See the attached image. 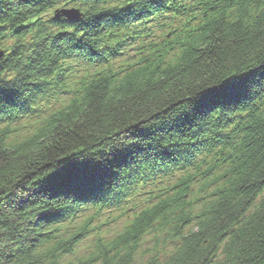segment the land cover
Instances as JSON below:
<instances>
[{
    "label": "trees",
    "instance_id": "16d2710c",
    "mask_svg": "<svg viewBox=\"0 0 264 264\" xmlns=\"http://www.w3.org/2000/svg\"><path fill=\"white\" fill-rule=\"evenodd\" d=\"M0 52V264H264V0H0Z\"/></svg>",
    "mask_w": 264,
    "mask_h": 264
},
{
    "label": "bare ground",
    "instance_id": "6f19581e",
    "mask_svg": "<svg viewBox=\"0 0 264 264\" xmlns=\"http://www.w3.org/2000/svg\"><path fill=\"white\" fill-rule=\"evenodd\" d=\"M207 2V1H206ZM208 3V2H207ZM123 4L122 3H119L118 5H116V6H122ZM160 7H163V5L161 4V3H159L158 4ZM132 6L130 5L128 8L130 9ZM184 17L186 18V19H188V15H184ZM103 19V17H100V21ZM113 19V18H112ZM90 21H92V19L90 20ZM103 21V20H102ZM92 22H97V20H93ZM181 23H182V25H183V30H185L186 31V29H187V27H186V25L184 24V21H181ZM100 27H103L104 29H109V25H102V23H98L97 25H96V29H95V31H93L92 33H93V35H94V37L97 39V37H98V34H100V31H99V29H100ZM107 32V31H106ZM106 32L105 33H103L104 35L106 34ZM191 34H196V33H191ZM190 35V34H189ZM181 36H183L182 34H181ZM67 42H68V39L66 40ZM80 42V40H78V43ZM85 43V42H84ZM84 43H80L79 45H78V47L79 48H82V47H84ZM86 44V43H85ZM86 45H88V44H86ZM89 46V45H88ZM72 51H75V48H69V49H65V50H63L62 51V54L63 55H68L69 53H71ZM51 54H53V55H55V56H57L58 54L55 52V51H51ZM0 73H3V72H1V70H0ZM3 91V90H2ZM11 95V94H10ZM10 95H8L7 94V92H5V90L3 91V92H1L0 91V98H5V99H8L9 97H10ZM167 147H170V145H168L167 143L165 144ZM164 154H166V155H170V152H167L166 151V149H165V152H164ZM147 160V159H146ZM147 161H149V160H147ZM143 162H140L138 165H139V167H142L141 166V164H142ZM176 167V165L173 167V168H175ZM143 168V167H142ZM139 173H143L144 171H145V169H138L137 170ZM101 173V172H100ZM100 173H98V174H100ZM92 176V175H91ZM124 250V249H123Z\"/></svg>",
    "mask_w": 264,
    "mask_h": 264
},
{
    "label": "rangeland",
    "instance_id": "374dc122",
    "mask_svg": "<svg viewBox=\"0 0 264 264\" xmlns=\"http://www.w3.org/2000/svg\"><path fill=\"white\" fill-rule=\"evenodd\" d=\"M73 22H75V21H73ZM208 117V116H207ZM209 119V118H208ZM207 119V120H208ZM204 121H206V120H204ZM92 169H95V167H93ZM105 172L107 171V170H104ZM104 171H102V173L104 172ZM78 189V188H77ZM219 238H221V236H218ZM225 259H227V257L225 258Z\"/></svg>",
    "mask_w": 264,
    "mask_h": 264
}]
</instances>
